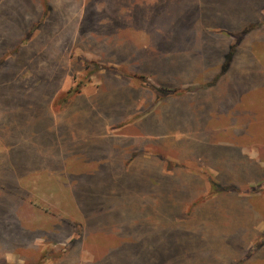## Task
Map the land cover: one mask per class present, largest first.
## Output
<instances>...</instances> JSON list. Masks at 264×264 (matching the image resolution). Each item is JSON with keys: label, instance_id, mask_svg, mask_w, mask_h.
Returning a JSON list of instances; mask_svg holds the SVG:
<instances>
[{"label": "rangeland", "instance_id": "obj_1", "mask_svg": "<svg viewBox=\"0 0 264 264\" xmlns=\"http://www.w3.org/2000/svg\"><path fill=\"white\" fill-rule=\"evenodd\" d=\"M72 11L0 81V264H264V0Z\"/></svg>", "mask_w": 264, "mask_h": 264}, {"label": "crops", "instance_id": "obj_2", "mask_svg": "<svg viewBox=\"0 0 264 264\" xmlns=\"http://www.w3.org/2000/svg\"><path fill=\"white\" fill-rule=\"evenodd\" d=\"M72 1L73 0H0V81L6 77L15 76L12 73H9L11 71H9L7 67L5 68L6 64L12 61L14 58L17 59V56H20L22 54L23 48H25V46L30 45L32 41L38 39L41 34V30L54 31L56 29L72 30L82 28L81 22L80 24L75 23L77 16L74 14L75 16L72 17ZM86 1L87 0H85V3ZM73 22L75 23V26H73ZM47 35L48 40L50 39V33H47ZM0 91L2 90L0 89ZM230 91L228 89V92ZM84 137H82L78 133L73 134L74 142L72 143L73 145L71 147V151L73 152L74 158H76V160L83 158L80 163H90L91 167H96L95 165L97 163L93 161L102 160V153L105 150L104 145L93 144L95 150L90 149L92 150V152H90L89 147L84 146V143L86 142L83 139ZM54 145L56 149V144ZM4 147L5 148L3 149L5 150L2 151L1 146L0 151L1 192L6 190V188L8 187L7 175L9 176L10 173L11 176L14 177V173L18 174L21 171V167L17 164V162L13 161L11 162V164H5V160L3 159H5V155L7 156V145H5ZM64 149L66 151L67 146H65ZM84 151L90 152V155L92 156L87 155V153ZM99 164V167L102 168L103 164ZM11 165H13V167H11ZM99 167H96L95 170L92 171L102 174L103 168L101 169ZM69 172L74 174L73 172L76 171L71 170ZM81 177L82 176H80L79 178L82 179ZM1 213L3 215L6 214L5 211H1Z\"/></svg>", "mask_w": 264, "mask_h": 264}, {"label": "trees", "instance_id": "obj_3", "mask_svg": "<svg viewBox=\"0 0 264 264\" xmlns=\"http://www.w3.org/2000/svg\"><path fill=\"white\" fill-rule=\"evenodd\" d=\"M234 52L231 54V55H229L230 57H233L234 55ZM231 65H229V62H227V63H224V65H223V67H222V72H223V74L222 75H224V74H226L229 70H230V67ZM222 76H220V77H218V79H220Z\"/></svg>", "mask_w": 264, "mask_h": 264}]
</instances>
